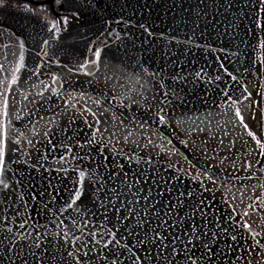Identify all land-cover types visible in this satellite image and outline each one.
Here are the masks:
<instances>
[{
  "label": "snow or ice",
  "instance_id": "1",
  "mask_svg": "<svg viewBox=\"0 0 264 264\" xmlns=\"http://www.w3.org/2000/svg\"><path fill=\"white\" fill-rule=\"evenodd\" d=\"M0 264H264V0H0Z\"/></svg>",
  "mask_w": 264,
  "mask_h": 264
},
{
  "label": "water",
  "instance_id": "2",
  "mask_svg": "<svg viewBox=\"0 0 264 264\" xmlns=\"http://www.w3.org/2000/svg\"><path fill=\"white\" fill-rule=\"evenodd\" d=\"M12 15H13V17L15 18L14 22L18 23V22H19V17H18V15H17L15 12H13Z\"/></svg>",
  "mask_w": 264,
  "mask_h": 264
},
{
  "label": "flooded vegetation",
  "instance_id": "3",
  "mask_svg": "<svg viewBox=\"0 0 264 264\" xmlns=\"http://www.w3.org/2000/svg\"><path fill=\"white\" fill-rule=\"evenodd\" d=\"M13 3H15V0H13ZM31 6V5H30Z\"/></svg>",
  "mask_w": 264,
  "mask_h": 264
}]
</instances>
